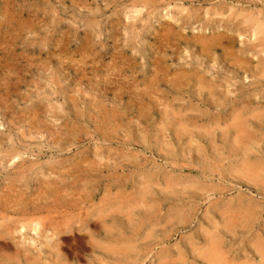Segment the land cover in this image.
I'll use <instances>...</instances> for the list:
<instances>
[{"label":"rangeland","instance_id":"rangeland-1","mask_svg":"<svg viewBox=\"0 0 264 264\" xmlns=\"http://www.w3.org/2000/svg\"><path fill=\"white\" fill-rule=\"evenodd\" d=\"M252 19L264 0H0V264H264Z\"/></svg>","mask_w":264,"mask_h":264},{"label":"bare ground","instance_id":"bare-ground-1","mask_svg":"<svg viewBox=\"0 0 264 264\" xmlns=\"http://www.w3.org/2000/svg\"><path fill=\"white\" fill-rule=\"evenodd\" d=\"M139 3H140V2H139ZM252 20H253V19H252ZM244 22H245V20H244ZM249 23L253 26V29H254V36L258 37V36L260 35L261 38L263 37V38H262L263 40L261 39L262 41L260 40V41H261L260 43H262V45H264V24H261V23H260L261 25H258V23H256V21H254V20H253V21H250V20H249ZM246 24H248V23H246ZM256 24H257L258 26H256ZM251 31H252V30H251ZM221 36H222V38H223V35H220V37H221ZM220 37H219V38H220ZM200 38H201V37H200ZM202 38H203V37H202ZM202 38H201V39H202ZM203 39H204V38H203ZM203 39H202V41H201V44H202L203 41L205 40V39H204V40H203ZM198 40H199V39H198ZM217 40H219V39H217ZM195 41H196V40H195ZM214 41H216V39H215ZM214 41H213V42H214ZM199 42H200V41H199ZM211 42H212V41H211ZM201 44H200V45H201ZM203 45H204V47H206L207 49H211V48L214 46V43H210V44H209L208 42L204 41ZM259 45H260V44H259ZM262 47H263V46H262ZM206 48H205V49H206ZM263 49H264V48H263ZM259 51H261V50H259ZM262 63H263V62H262ZM262 66H263V65H262ZM260 69H263V70H264V68H262V67H261ZM260 71H262V70H260ZM260 73H261V72H260ZM255 74H256V73H255ZM258 74H259V72H258ZM262 74H263V73H262ZM255 76H256V75H255ZM257 76H258V75H257ZM260 121H261V120L259 119L257 123H259ZM182 122H183V121H182ZM260 123H261V122H260ZM179 124H180V123H179ZM181 124L183 125V123H181ZM181 124H180V125H181ZM183 126H184V125H183ZM241 126H242V124H241ZM182 129H183V128H182ZM244 129H245V128H244ZM183 131H185V130H183ZM181 132H182V131H181ZM238 149H239V148H238ZM241 152L243 153V155H246L248 151H247V150H245V151H244V150H241V151L239 150V153H241ZM14 207H15V206H14ZM114 211H115V210H114ZM116 211H117V210H116ZM114 213H116V212H114ZM116 214H117V213H116ZM111 216H112V215H110V217H111ZM113 217H115V216L113 215ZM0 218H1V217H0ZM116 218H119V216H117ZM114 219H115V218H114ZM114 223H115V220H114ZM114 223H113V224H114ZM117 223H119V222H117ZM88 225H89V224H88ZM39 226H40V225H39ZM119 226H120V225H119ZM115 227H116V226H115ZM24 229H25V228H24ZM24 229H23V230H24ZM108 229L110 230V227H109ZM108 229H107L106 231H109ZM117 229H118V228H117ZM119 229H120V228H119ZM130 229H131V228H130ZM37 230H39V229L37 228ZM37 230H36V231H37ZM98 230H99V229H98ZM36 231H35V232H36ZM106 231H105V232H106ZM111 231H114V230L111 229ZM124 231H125V230H124ZM129 231H131V230H129ZM127 232H128V231H127ZM107 233H108V232H106V234H107ZM109 233H110V232H109ZM111 233H112V232H111ZM115 233H117V232L115 231ZM115 233H114V235H113V233L111 234V235L114 236V240H116V239L118 238L117 236H116L117 238L115 237ZM117 234H118V233H117ZM119 234H120V233H119ZM107 235H108V234H107ZM107 235H105L106 238H107ZM109 235H110V234H109ZM109 235H108V236H109ZM127 235H128V234H127ZM124 236H125V235H124ZM109 237H110V236H109ZM109 237H108V240L111 239L112 236H111L110 238H109ZM127 237H128V236H127ZM115 238H116V239H115ZM111 240H112V239H111ZM210 240H211V239H210ZM210 240H209V241H210ZM96 243H98V242H96ZM57 244H58V243H57ZM57 244H56V245H57ZM58 246H59V245H58ZM99 246H100V245H99ZM102 246H103V245H102ZM104 247L106 248V245H104ZM110 248H111V246H110ZM117 248L119 249L118 246H117ZM117 248H116V247H115V249L113 248V249H112L113 252H112V251H110V252H111V253H114V252H115V254H117V253H116V252H118V251H117V250H118ZM58 249H59V248H58ZM107 249H108V248H106L105 252L107 251ZM116 249H117V250H116ZM114 250H115V251H114ZM108 251H109V250H108ZM108 251H107V252H108ZM119 251H120V250H119ZM213 252H214V251H213ZM111 255H112V254H111ZM114 256H115V255H114ZM213 256H214V255H213ZM205 258H206V257H205Z\"/></svg>","mask_w":264,"mask_h":264}]
</instances>
